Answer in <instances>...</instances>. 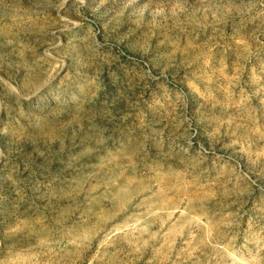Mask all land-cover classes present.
<instances>
[{
    "label": "rangeland",
    "instance_id": "obj_1",
    "mask_svg": "<svg viewBox=\"0 0 264 264\" xmlns=\"http://www.w3.org/2000/svg\"><path fill=\"white\" fill-rule=\"evenodd\" d=\"M0 264H264V0H0Z\"/></svg>",
    "mask_w": 264,
    "mask_h": 264
}]
</instances>
